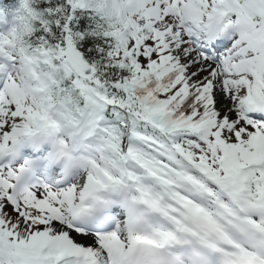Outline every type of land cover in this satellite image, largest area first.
Wrapping results in <instances>:
<instances>
[{
	"label": "snow or ice",
	"instance_id": "6c2138e0",
	"mask_svg": "<svg viewBox=\"0 0 264 264\" xmlns=\"http://www.w3.org/2000/svg\"><path fill=\"white\" fill-rule=\"evenodd\" d=\"M0 264H264V0H0Z\"/></svg>",
	"mask_w": 264,
	"mask_h": 264
}]
</instances>
